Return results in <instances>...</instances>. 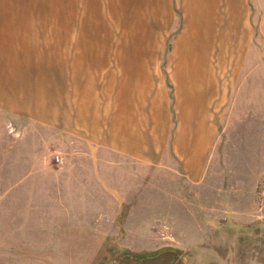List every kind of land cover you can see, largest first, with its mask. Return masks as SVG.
Instances as JSON below:
<instances>
[{"label":"rangeland","instance_id":"rangeland-1","mask_svg":"<svg viewBox=\"0 0 264 264\" xmlns=\"http://www.w3.org/2000/svg\"><path fill=\"white\" fill-rule=\"evenodd\" d=\"M136 4L0 0V15L14 14L8 22L22 28L17 39L36 37L40 54L33 60L46 61L41 80L47 74V94L59 95L63 113L46 121L0 110V264H215L200 259V252L210 251L228 264L234 250L243 252L228 239L264 240V81L257 71L256 79L242 76L246 88L255 81V98L243 92L239 107L231 110L229 102L224 117L220 111L211 120L214 148L198 186L184 181L168 148L155 166L104 152L107 140L119 135L117 112L135 104L139 62L147 63L154 87L161 82L152 69L164 59L175 61L162 55L171 37L155 38L151 17L140 15ZM253 42L263 46L256 37ZM57 50H64L63 60H56ZM75 62L85 74L91 71L88 96H79L87 75L72 77ZM143 98L147 110L150 92ZM253 98L256 116L249 118ZM164 117L161 139L168 145L177 119L169 111ZM149 138L143 135L145 143ZM255 205L258 215H237ZM257 249L254 264H262L264 247Z\"/></svg>","mask_w":264,"mask_h":264},{"label":"crops","instance_id":"crops-1","mask_svg":"<svg viewBox=\"0 0 264 264\" xmlns=\"http://www.w3.org/2000/svg\"><path fill=\"white\" fill-rule=\"evenodd\" d=\"M136 2L140 7V15L151 17L154 37H171V45L163 49L162 55L166 54V60L170 56L175 61L169 63L164 59L152 69L155 72L153 75H159L161 82V85L159 83L154 87H150L148 78L152 74L147 73V63L139 62L138 70L141 71L139 75L142 79L138 80L135 86V104L130 110L124 111L121 107L117 112L120 124L115 126V130L119 135L115 133V140L109 143L107 140L104 152L118 156L121 160L125 158L135 165L155 166L164 162L167 157L165 149L168 148L171 153L169 161L179 166L184 181L189 185L198 186L206 179V167L214 148L210 150L216 124L211 120L218 118L220 111V118L224 117L225 106L229 102L231 110L234 106L239 107V96L243 92L254 97L255 81L252 84L249 82L246 88L242 86V76L254 75L256 79L257 71V79L264 81V0ZM10 14L0 15V110L43 118L46 121H54L56 118L60 120L63 113L59 109V95L55 94L52 98L48 96L47 74H44L46 80H41V70L47 71L48 65L44 60V63L39 62L37 58L33 60L35 55L40 54L37 51L36 37L22 36L18 40L17 29L21 31L22 28H17L15 21L8 22L12 19ZM155 33H159L158 36ZM255 37L263 46H256L253 42ZM16 42L22 47L17 48ZM43 43L44 54L48 56V42L44 40ZM51 54L55 57L54 52ZM63 54L64 50H57L56 60H63ZM79 64L75 62L73 67L74 78L77 74H85ZM85 71L86 84L79 91L81 97L91 93L87 85L90 86L93 77L90 69ZM260 81L257 82L262 84ZM41 87H44L43 91ZM148 91L151 100L145 110L143 95ZM254 98L252 103L249 102L251 105L248 104L249 118L256 116ZM79 108L83 110V104ZM165 111H169L172 116L174 114L177 119L168 145L167 141L161 139L162 133L164 135L166 131L163 120ZM124 118L127 119L126 122ZM145 125L147 130L143 129ZM144 134L150 136L149 143L143 141ZM219 163V159L216 160L209 174L210 182V179H214V168ZM255 183L254 180L253 188ZM256 205L247 212H237V215H258L260 212H257ZM224 210L223 208L222 212ZM228 211L230 212V209ZM227 241L234 247H243V252L236 253L234 250L233 258L228 264H254V259L259 257L262 250L257 247H264L262 239L243 238ZM210 252H203L204 255L200 252V259L206 256L209 258L208 262L226 264L216 252ZM215 256L216 261L210 258Z\"/></svg>","mask_w":264,"mask_h":264}]
</instances>
